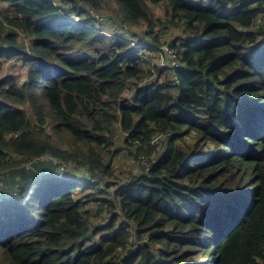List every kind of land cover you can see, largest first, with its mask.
<instances>
[{"label":"trees","instance_id":"16d2710c","mask_svg":"<svg viewBox=\"0 0 264 264\" xmlns=\"http://www.w3.org/2000/svg\"><path fill=\"white\" fill-rule=\"evenodd\" d=\"M113 3L142 37L104 31L107 0H0V72L25 69L0 80V170L30 163L0 193V264H264V0ZM165 23L183 68L155 62Z\"/></svg>","mask_w":264,"mask_h":264},{"label":"rangeland","instance_id":"374dc122","mask_svg":"<svg viewBox=\"0 0 264 264\" xmlns=\"http://www.w3.org/2000/svg\"><path fill=\"white\" fill-rule=\"evenodd\" d=\"M107 1L109 2L108 4L109 12L103 16L104 19L102 18L101 20H98L102 24L104 31L107 30V33L110 34L111 30L113 29L109 22L110 21L109 18L112 17L113 18L112 23L114 27L122 28V30H125L126 32H132V34H136L137 36L142 37L143 31L145 28L144 27L141 28L140 24H137L134 26L128 22H125L124 18L118 13L117 7L113 3V0H107ZM55 2L58 3V0H55ZM163 6L164 5L162 3L149 6L150 11L154 18L165 20L166 16H165V11H164ZM69 15H70L69 17H73V19H75V15H71V14ZM164 25L165 26H159L156 28V32L159 34V41H158L159 46L161 45V42L163 45L167 44L168 42H170V40L174 36H176L174 29L170 28L169 25L166 23ZM164 27H166L167 29H165ZM136 40L138 41V39ZM150 45H151V41L149 42L147 46H150ZM8 72H14L16 74L19 73V76H21L20 80L21 81L25 80V75H24L25 69L21 67L20 64H15L13 62H8V63L5 62L4 67L2 71L0 72V80ZM23 108L24 110H26L25 107ZM30 113L31 112H28V114ZM161 151H162V146L161 148H152L150 155H145V156L149 157L150 159L149 161H152L157 155H159V153H161ZM29 164L30 163L27 162L19 167L0 170V193L3 192L4 194H8L12 196L18 195L19 194L18 185L21 184L22 174L16 173V175L14 176L12 172H19L20 169L22 168H24L25 170H28L27 165ZM136 166H137V161L134 157H130L124 154L115 156L114 161H113V168L115 170V176L117 178L116 180H113V183H118L119 185H121L124 182V180H127L129 176L132 174V169L134 171L136 170L135 169ZM59 172L62 173L63 177H67L66 175H69L70 177H73L76 175V173L74 172V169L72 168V165L70 167V165L66 163L62 164L61 170ZM45 174L47 173H44L43 175ZM84 175H88V174L82 173V176ZM137 176H138V173H136L135 177ZM60 177L61 176H59V178ZM114 190L115 188L113 187L112 189L109 190V193L111 194L112 192H114ZM0 199H2V197H0ZM136 247H137V244L133 240H131L129 242V245L127 246L126 253H128L129 250L135 249Z\"/></svg>","mask_w":264,"mask_h":264},{"label":"built area","instance_id":"2783aa9c","mask_svg":"<svg viewBox=\"0 0 264 264\" xmlns=\"http://www.w3.org/2000/svg\"><path fill=\"white\" fill-rule=\"evenodd\" d=\"M90 14L94 15L93 12H90ZM95 18L98 20H101V18L98 15H95ZM156 64L160 68H168V69H180L183 68V64L181 62V56L179 55L178 51L170 48L166 44H162L159 47V51L156 54L155 58ZM16 137V135L9 134V137ZM161 137L154 138L152 140V143L155 145V147H160L161 144ZM137 166L136 170L134 171L132 169V177L136 175V173H143L147 174L150 170L151 162L149 161V158L145 155H140L137 159ZM30 165L27 166L29 168ZM98 179L96 177L92 178V183H97ZM100 185H102V182L98 181Z\"/></svg>","mask_w":264,"mask_h":264}]
</instances>
